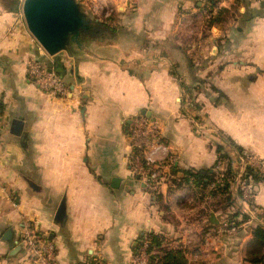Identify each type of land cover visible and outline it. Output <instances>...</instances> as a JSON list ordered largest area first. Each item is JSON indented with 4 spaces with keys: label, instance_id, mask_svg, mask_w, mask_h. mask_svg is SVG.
<instances>
[{
    "label": "crops",
    "instance_id": "1",
    "mask_svg": "<svg viewBox=\"0 0 264 264\" xmlns=\"http://www.w3.org/2000/svg\"><path fill=\"white\" fill-rule=\"evenodd\" d=\"M23 1L0 0V264H22L27 225L55 264H133L149 233L188 264H252L264 221L193 174L214 173L218 144L235 164L230 143L264 160V1L234 0L214 20L210 0H78L106 28L57 56L28 30ZM32 57L63 77L66 98L29 77ZM138 115L157 121L175 157L157 193L133 170ZM252 205L264 214V180Z\"/></svg>",
    "mask_w": 264,
    "mask_h": 264
},
{
    "label": "built area",
    "instance_id": "2",
    "mask_svg": "<svg viewBox=\"0 0 264 264\" xmlns=\"http://www.w3.org/2000/svg\"><path fill=\"white\" fill-rule=\"evenodd\" d=\"M234 0H210L207 16L213 17L223 8L233 3ZM264 1V0H262ZM96 8L106 9L105 0H95ZM109 13L107 11L108 16ZM29 77L48 95L55 98H66L69 88L63 77L48 68L38 58H30L27 62ZM131 158L134 172L139 176L149 193H157L163 181L166 180L168 171L173 167L175 157L171 153L169 145L163 141L157 121L145 115L136 116L130 126ZM239 168L235 173L232 187L237 192L238 204L249 215L264 221V214L251 205L256 194L258 182L251 175L245 173L246 167H251L253 172L260 174L264 180V160L252 153H240L237 151ZM225 160L216 163L215 180L210 184L211 188L222 185ZM233 231L234 227L225 223L223 231ZM21 245L23 253L22 264H55L54 247L51 242L43 239L37 228L27 225L21 232ZM88 264H104L100 259H94ZM133 264H149L148 239L145 237L138 251L133 257Z\"/></svg>",
    "mask_w": 264,
    "mask_h": 264
},
{
    "label": "water",
    "instance_id": "3",
    "mask_svg": "<svg viewBox=\"0 0 264 264\" xmlns=\"http://www.w3.org/2000/svg\"><path fill=\"white\" fill-rule=\"evenodd\" d=\"M22 13L32 36L52 56L67 49L74 35L90 33L91 22L78 0H24ZM10 235L7 231L5 238Z\"/></svg>",
    "mask_w": 264,
    "mask_h": 264
},
{
    "label": "trees",
    "instance_id": "4",
    "mask_svg": "<svg viewBox=\"0 0 264 264\" xmlns=\"http://www.w3.org/2000/svg\"><path fill=\"white\" fill-rule=\"evenodd\" d=\"M210 5L208 4V8ZM220 14L218 12L211 19H214ZM105 26L103 24L94 23L90 25V31L97 33H103L105 30ZM96 33V34H97ZM94 34V33H93ZM238 152L243 153L244 151L241 150L238 146L230 143ZM217 161L225 160L226 162V170L224 171L223 176V183L222 185L216 186L215 188L211 189V192L214 194H218L224 198L225 205L227 206H235L238 202L237 199V192L234 191L232 187V182L235 177V173L239 168V164H235L232 161V156L226 150V148L218 144L217 148ZM245 173L251 175L255 182H259L262 180L260 174H256L253 172L251 167L245 168ZM216 171L214 173L209 174L206 178H201L199 173L193 174L194 177L197 178V181L200 183L210 186V184L215 180ZM252 205V202H251ZM253 206V205H252ZM235 214L240 216L239 211L236 210ZM235 217V216H234ZM245 217H241L240 220H231L229 222V226L237 227L238 223L244 221ZM146 238L148 239V253H149V264H188L184 258L183 252L181 249H168L167 247L163 246L164 240L160 235H156L154 233L147 234ZM252 247L247 252V260L252 264H264V227L260 226L253 230L252 233Z\"/></svg>",
    "mask_w": 264,
    "mask_h": 264
}]
</instances>
